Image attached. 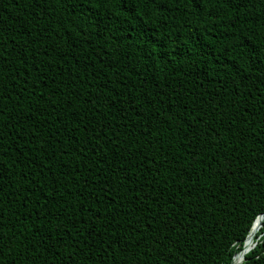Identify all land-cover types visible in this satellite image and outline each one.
Segmentation results:
<instances>
[{"label":"trees","instance_id":"obj_1","mask_svg":"<svg viewBox=\"0 0 264 264\" xmlns=\"http://www.w3.org/2000/svg\"><path fill=\"white\" fill-rule=\"evenodd\" d=\"M263 213L264 0H0V264H229Z\"/></svg>","mask_w":264,"mask_h":264},{"label":"bare ground","instance_id":"obj_2","mask_svg":"<svg viewBox=\"0 0 264 264\" xmlns=\"http://www.w3.org/2000/svg\"><path fill=\"white\" fill-rule=\"evenodd\" d=\"M264 219V217H260V218H257L256 219V221L254 222V224H253V226H252V228H251V231H250V233H249V235H248V237H247V239L244 241V243H245V245H244V243H243V248H242V251H241V256L239 257V259L242 257V255L243 254H245L246 252H248V250L250 249V247H251V243H252V238H253V236H254V234H255V232H256V229L258 228V226H259V223H261V221ZM247 248V249H246ZM239 254V255H240ZM238 255V256H239ZM237 256V257H238ZM236 257V258H237ZM236 258L232 261V264H236L235 263V261H236ZM238 259V260H239Z\"/></svg>","mask_w":264,"mask_h":264},{"label":"water","instance_id":"obj_3","mask_svg":"<svg viewBox=\"0 0 264 264\" xmlns=\"http://www.w3.org/2000/svg\"><path fill=\"white\" fill-rule=\"evenodd\" d=\"M260 217H264V213L261 214V215H259L257 218H260ZM257 218H256V219H257ZM256 219L254 220V222L256 221ZM254 222L252 223L251 228H252ZM263 222H264V219L261 221V223H259V229H260V227H261V225H262ZM251 228H250V231H251ZM250 231H249V233H250ZM249 233H248V235H249ZM248 235L246 236L245 240L247 239ZM245 240H244V241H245ZM254 247H255V243L253 244V248H254ZM253 248H252V249H253ZM243 261H244V260H243ZM243 261H242V262H243ZM229 264H232V260H231V262H230Z\"/></svg>","mask_w":264,"mask_h":264}]
</instances>
